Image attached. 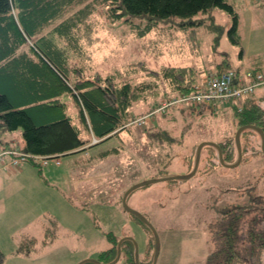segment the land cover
Returning a JSON list of instances; mask_svg holds the SVG:
<instances>
[{"label":"rangeland","instance_id":"1","mask_svg":"<svg viewBox=\"0 0 264 264\" xmlns=\"http://www.w3.org/2000/svg\"><path fill=\"white\" fill-rule=\"evenodd\" d=\"M229 1L239 13V43L229 35L233 14L219 7L203 15L208 17L213 12L216 22L224 25L222 33L208 24L167 25L141 37L130 24L111 22L110 26L104 15H94L92 35L96 40L87 45L89 52L85 57L89 69L113 73L119 84L145 81L152 83V88L133 103L131 118L117 135L89 146L98 138L84 129L82 137L89 147L61 155L59 163L50 159L47 164L0 165L4 168L0 173V251L5 256L0 264H78L86 257L105 262L100 252L110 245V231L120 237L133 236L139 245L140 262L152 263L154 233L124 209V192L144 179L187 173L201 141H222L235 136L238 128L230 103L213 109L181 101L155 112L159 107L154 105L174 96L173 87L163 77L142 70L137 61L159 70L171 64H200L208 68L214 58L226 57L233 67L242 64L244 68L261 66L264 70V0ZM164 29L174 37H188L191 45L185 44L187 48L180 52V45L162 34ZM154 43L157 48L148 51ZM158 51L163 52L159 57L154 55ZM205 74L200 78L202 82ZM262 90L264 83L258 88ZM62 98L73 101L67 93ZM71 105L75 106L73 102ZM75 109L70 112L81 125ZM162 127L175 136L173 142L154 136L153 132ZM3 136H9L14 144H24L20 130L5 132ZM255 139L254 144H258ZM211 157L219 163L217 150L215 155L206 146L196 175L184 181L149 183L129 195L128 204L145 214L158 231L160 250L156 264H202L216 247L213 236L218 208L230 201L247 199L249 191L245 188L251 185L252 194L264 199V154H255L233 168L219 165L208 174L204 160L211 164ZM229 186L238 187L243 193L227 190L229 194L225 195L223 188ZM248 260L247 264H264V249ZM115 264L128 263L122 254Z\"/></svg>","mask_w":264,"mask_h":264},{"label":"trees","instance_id":"2","mask_svg":"<svg viewBox=\"0 0 264 264\" xmlns=\"http://www.w3.org/2000/svg\"><path fill=\"white\" fill-rule=\"evenodd\" d=\"M213 7L233 14L234 21L229 35L234 42L239 43V13L235 4L229 0H0V148L16 146L9 136L3 135L5 132L20 130L24 144L18 146L22 150L60 158L64 154L86 150L126 128L133 103L143 98V93L152 88V83L125 81L119 84L115 74L89 69L90 64L85 57L89 52L87 45L90 46L96 40L92 35L96 13L104 15L110 26L111 22L130 24L141 37L155 29L161 31L167 25L187 27L208 24L222 33L224 25L216 22L213 12L208 16L209 22L208 17L203 15ZM165 33L169 39L173 38L171 40L175 45H180V52L184 51L187 46L185 44L191 45L188 37H174L164 29L162 34ZM156 48L154 43V47L151 45L148 51L153 52ZM160 54L163 52L158 51L154 55ZM242 54L243 49L240 52ZM137 62L150 75H159L168 80L173 87V97H182L192 92L196 84L202 83L196 65L171 64L159 70L145 67L142 65L144 61ZM212 64L207 68L206 77L211 73L222 74L229 69L263 70L261 66L248 65L244 68L242 64L233 67L226 57L220 60L214 58ZM260 86L262 84L245 99L224 104L230 103V107H233L237 128L246 123L261 125L260 120L264 121V90L258 91ZM66 93L71 96L75 106L62 98ZM173 97L154 105L155 108L159 107L155 112L165 111L171 105L181 102L173 101ZM164 103L166 106L162 107ZM75 107L74 112H77L82 126L75 122L70 112ZM261 127L264 129V126ZM84 129H89L99 141L85 146L87 141L81 136ZM153 134L160 140L173 142L175 139L163 127ZM255 138L258 139V134L252 129L243 131L241 163L248 162L247 159L255 154H261L256 151L258 145L254 144ZM218 142L224 158L233 160L237 154L234 136H227ZM207 147L216 155L215 147ZM210 159L211 164L207 161L206 164L204 160L208 174L222 165L216 163L213 157ZM28 162L43 164L35 159ZM252 188V185L245 188L250 195H247V199L230 201L218 208L213 236L216 247L202 264H247L248 259L254 257L257 251L264 249V199L262 195L254 196ZM223 189L225 195L229 194L227 190L243 193L238 187ZM130 214L145 224L139 217ZM107 237L110 245L100 252L105 261L115 257L120 239L112 231L107 233ZM122 249L126 262L136 264L134 242L124 240ZM4 257L0 251V262ZM85 264L97 263L90 261Z\"/></svg>","mask_w":264,"mask_h":264},{"label":"built area","instance_id":"3","mask_svg":"<svg viewBox=\"0 0 264 264\" xmlns=\"http://www.w3.org/2000/svg\"><path fill=\"white\" fill-rule=\"evenodd\" d=\"M264 83V70L244 69L236 71L229 69L222 74L211 73L204 82L198 83L195 89L173 101H185L187 103H205L213 108H220L229 101H241L251 95L255 88ZM171 101V102H173ZM166 103L162 107H165ZM31 159L40 160L47 164L50 159L60 162L59 157L31 154L22 150L18 145L8 148H0V165L4 167H18L21 163Z\"/></svg>","mask_w":264,"mask_h":264},{"label":"water","instance_id":"4","mask_svg":"<svg viewBox=\"0 0 264 264\" xmlns=\"http://www.w3.org/2000/svg\"><path fill=\"white\" fill-rule=\"evenodd\" d=\"M246 129H252V130H255L259 133V135L261 137V148H262L261 150L264 152V129L257 124L246 123V124L240 125L238 127L236 133H235L234 142H235L236 149H237V156L233 161H228L224 158L222 147L220 146V144L218 142L213 141V140H203L196 147L192 169L190 171H188L187 173L166 174V175L152 177L149 179H144L140 182H137V183L131 185L129 188L126 189V191L124 192L123 197H122V205L124 206V208L127 211H129L133 215H136L137 217H139L146 225H148L152 229V231L154 233V236H155V252H154V258H153V261L151 264L157 263L158 254H159V250H160V238H159L158 231H157L156 227L150 221V219L145 214H143L141 211H139L138 209H136V208H134L128 204V197L131 194V192L133 190H135L136 188H139V187L144 186L146 184L157 182V181L169 180V179H178L180 181H184V180L191 178L192 176H194L196 174V172L199 168V164L201 161V155H202V149L207 145H210V146H213L216 148L217 159H218L219 163H221L222 165L229 167V168H233V167L238 166L243 160V147H242L241 135H242L243 131ZM97 141H99V139L95 140L93 143H95ZM127 239H130L134 242V245H135V251L134 252H135L136 264H142L140 262V259H139L138 242L136 241V239L133 236H130V235L123 236L119 239L118 244H117V254H116L115 258L104 262V261L100 260L99 258L86 257V258L80 260L78 262V264H83L87 261H91V262H94L97 264H115V263H117L120 260L121 254H122V243L124 240H127Z\"/></svg>","mask_w":264,"mask_h":264},{"label":"flooded vegetation","instance_id":"5","mask_svg":"<svg viewBox=\"0 0 264 264\" xmlns=\"http://www.w3.org/2000/svg\"><path fill=\"white\" fill-rule=\"evenodd\" d=\"M260 122H261V125L262 126H264V121H261L260 120ZM253 124H257V123H253ZM257 125H259V126H261L260 124H257ZM253 131H255V130H253ZM257 134H258V144H256V145H258L257 147V149H256V151H259V152H261V154H264V152L261 150L262 148H261V137H260V135H259V133L257 132V131H255ZM254 151V150H253ZM121 202H122V199H121ZM124 207V206H123ZM125 209V208H124ZM121 238V237H120ZM118 244V243H117ZM122 252H123V249H122ZM117 254V253H116ZM116 256V255H115ZM121 256H122V254H121ZM115 258V257H114Z\"/></svg>","mask_w":264,"mask_h":264},{"label":"crops","instance_id":"6","mask_svg":"<svg viewBox=\"0 0 264 264\" xmlns=\"http://www.w3.org/2000/svg\"><path fill=\"white\" fill-rule=\"evenodd\" d=\"M211 64H212V63H211ZM213 65H214V64H212V66H213ZM196 66L198 67V69H199V71H200V78L203 77V74H205V73L207 72L208 69H207V68H202V67L200 66V64H197ZM203 72H204V73H203ZM81 136H82V135H81ZM82 138L85 139L84 137H82ZM21 146H22V145H21ZM3 169H4V168L0 166V173H2Z\"/></svg>","mask_w":264,"mask_h":264}]
</instances>
